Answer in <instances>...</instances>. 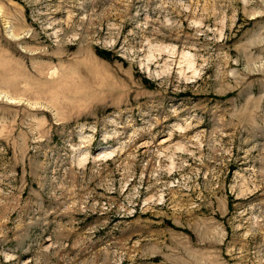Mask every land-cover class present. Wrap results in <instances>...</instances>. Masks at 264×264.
<instances>
[{
    "label": "rangeland",
    "instance_id": "1",
    "mask_svg": "<svg viewBox=\"0 0 264 264\" xmlns=\"http://www.w3.org/2000/svg\"><path fill=\"white\" fill-rule=\"evenodd\" d=\"M0 264H264V0H0Z\"/></svg>",
    "mask_w": 264,
    "mask_h": 264
}]
</instances>
